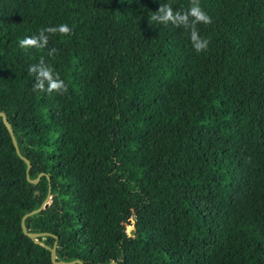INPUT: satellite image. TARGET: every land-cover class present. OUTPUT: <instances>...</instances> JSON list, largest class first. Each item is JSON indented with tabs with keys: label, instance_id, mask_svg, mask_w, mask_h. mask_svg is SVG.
Masks as SVG:
<instances>
[{
	"label": "trees",
	"instance_id": "16d2710c",
	"mask_svg": "<svg viewBox=\"0 0 264 264\" xmlns=\"http://www.w3.org/2000/svg\"><path fill=\"white\" fill-rule=\"evenodd\" d=\"M199 2L198 54L189 30L148 23L190 0H0V111L43 172L29 182L0 117V264H54L21 227L48 190L25 224L58 259L264 264V0ZM41 57L67 93L32 91Z\"/></svg>",
	"mask_w": 264,
	"mask_h": 264
},
{
	"label": "clouds",
	"instance_id": "9594fccd",
	"mask_svg": "<svg viewBox=\"0 0 264 264\" xmlns=\"http://www.w3.org/2000/svg\"><path fill=\"white\" fill-rule=\"evenodd\" d=\"M168 25L172 24L175 27H183L190 31V40L192 47L199 54L207 50L209 39L200 36L197 25H209L212 23L211 17L202 9L199 0H190V6L187 10H175L171 4H159L158 10L153 11L148 18V23ZM72 29L67 24H61L54 27H48L38 34L26 36L19 40L21 49H44L49 44V35H70ZM57 49L51 48L48 51V56L52 57L56 54ZM28 74L34 77L33 92H43L46 94H64L68 92V87L64 80L60 79L53 68L46 63L43 57L39 62L32 64L28 68Z\"/></svg>",
	"mask_w": 264,
	"mask_h": 264
},
{
	"label": "water",
	"instance_id": "95a60500",
	"mask_svg": "<svg viewBox=\"0 0 264 264\" xmlns=\"http://www.w3.org/2000/svg\"><path fill=\"white\" fill-rule=\"evenodd\" d=\"M0 117L2 118L3 122L5 123L9 133H10V136L12 138V142L16 148V151L18 153V155L26 162L27 164V167H26V176L29 180V182H33V183H36L39 179V177L41 176V174L43 172H40L37 177L35 178H31L29 176V170H30V160L21 152L20 148H19V145H18V141L20 140L19 138L16 137L14 131H13V128H12V125L11 123L9 122L8 118H7V115L4 111H0ZM49 195H50V190H48V193L47 195L45 196L44 200L41 202L40 206L37 207V208H34L30 211H27L25 212L22 217H21V227H22V230L25 234H27L28 236H30L35 242L45 246L46 248H48L50 250V256H51V260L54 264H73V263H79V264H86L84 263L80 258H76V259H72V260H63V259H58L57 258V253H56V245H57V240L54 241V244L53 246H50L48 245L47 243H45L42 239L39 238L40 235H45L49 232H46V231H40V232H35V231H29L26 227V224H25V218L32 214V213H35L37 211H39L41 208L45 207L48 205V199H49ZM127 223L129 224L130 227H132V220L131 219H127ZM130 231L132 232L133 229L131 228ZM57 237V235H55ZM91 264H120L119 262L117 261H110V262H96V263H91Z\"/></svg>",
	"mask_w": 264,
	"mask_h": 264
},
{
	"label": "rangeland",
	"instance_id": "374dc122",
	"mask_svg": "<svg viewBox=\"0 0 264 264\" xmlns=\"http://www.w3.org/2000/svg\"><path fill=\"white\" fill-rule=\"evenodd\" d=\"M129 226V225H128Z\"/></svg>",
	"mask_w": 264,
	"mask_h": 264
}]
</instances>
